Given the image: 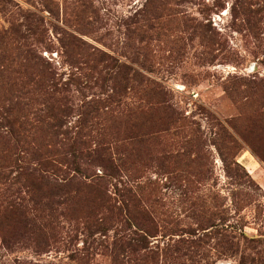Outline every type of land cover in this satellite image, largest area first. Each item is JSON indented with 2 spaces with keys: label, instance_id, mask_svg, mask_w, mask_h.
I'll return each instance as SVG.
<instances>
[{
  "label": "rangeland",
  "instance_id": "1",
  "mask_svg": "<svg viewBox=\"0 0 264 264\" xmlns=\"http://www.w3.org/2000/svg\"><path fill=\"white\" fill-rule=\"evenodd\" d=\"M0 264H264V0H0Z\"/></svg>",
  "mask_w": 264,
  "mask_h": 264
},
{
  "label": "trees",
  "instance_id": "2",
  "mask_svg": "<svg viewBox=\"0 0 264 264\" xmlns=\"http://www.w3.org/2000/svg\"><path fill=\"white\" fill-rule=\"evenodd\" d=\"M44 178L46 179V177H44ZM51 196H54L53 193L50 195V197H51ZM63 202H64V201H63ZM63 202H57V203H55V205H57V204H61V203H63Z\"/></svg>",
  "mask_w": 264,
  "mask_h": 264
}]
</instances>
